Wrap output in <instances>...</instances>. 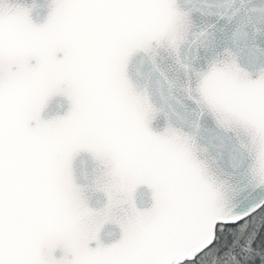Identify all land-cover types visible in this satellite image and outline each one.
<instances>
[{
    "label": "snow or ice",
    "instance_id": "1",
    "mask_svg": "<svg viewBox=\"0 0 264 264\" xmlns=\"http://www.w3.org/2000/svg\"><path fill=\"white\" fill-rule=\"evenodd\" d=\"M0 264H264V0H0Z\"/></svg>",
    "mask_w": 264,
    "mask_h": 264
}]
</instances>
